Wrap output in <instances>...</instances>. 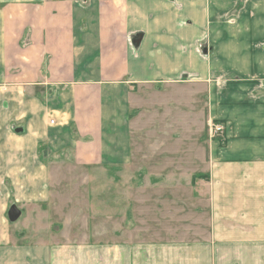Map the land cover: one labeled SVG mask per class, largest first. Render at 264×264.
Instances as JSON below:
<instances>
[{"label": "crops", "instance_id": "0c3cea01", "mask_svg": "<svg viewBox=\"0 0 264 264\" xmlns=\"http://www.w3.org/2000/svg\"><path fill=\"white\" fill-rule=\"evenodd\" d=\"M147 1L0 0V264H264V0H248L233 28L214 22L212 53L200 58L192 46L200 34L175 26L173 4ZM214 10L206 0L184 16L203 31ZM144 11L170 22L144 28ZM163 68L168 76L152 74ZM194 71L206 80L208 120L224 125L223 139L208 142L201 230L146 239L128 229L145 227L137 204L114 233L105 204V237L98 229L82 239L71 230L83 225L82 198L69 181L112 177L68 170L129 164L142 96L157 94L141 84L187 86Z\"/></svg>", "mask_w": 264, "mask_h": 264}, {"label": "rangeland", "instance_id": "374dc122", "mask_svg": "<svg viewBox=\"0 0 264 264\" xmlns=\"http://www.w3.org/2000/svg\"><path fill=\"white\" fill-rule=\"evenodd\" d=\"M158 1L148 0L140 4L143 7L154 8ZM165 1L173 4V10L179 16L175 22L176 27L185 32L193 29L200 34L192 44L194 54L198 58L201 55L207 57L212 53V43L207 35L210 34L212 24L218 21L228 28H233L238 25V16H247L249 6L248 0H208L209 5L213 6L214 12L218 14L215 13L207 20L209 26L205 29L207 33L205 30L202 31L201 25H197L195 20L184 16V12L190 8V5L201 13L206 0ZM244 12L245 15H243ZM142 16V21L139 22L144 28H155L162 24L163 19L170 22V19L163 17L159 21L152 11H144ZM244 17L241 21L248 20V18L244 20ZM163 67L167 68V66ZM134 68L136 69L135 66ZM149 69L152 70V68ZM186 73L188 74L185 70L179 73L180 80L186 77ZM152 74L168 76L169 72L164 71L163 68L160 73L153 72ZM192 75V83H187V86H184L183 81L172 84L166 82L167 79H162L161 83L141 84L145 87L151 86L150 88H154L157 94L142 96L143 103L147 106L138 107L140 113L135 116L131 148L134 158L129 164H110L100 168L73 165L74 167L68 170L74 173L87 172L90 174L105 172L112 177L110 184L105 178L84 180L75 177L69 181V191L71 190L72 194L76 193L75 195L80 194L82 198L80 205L83 207L82 212L85 216L82 221L83 225L81 228L71 227L73 232L78 231L77 234L82 239L88 236V239L93 241L95 239L93 233L98 229L105 237L103 234L105 226L100 219L104 217L105 211H109L105 210V204L112 207L114 233L121 228L125 229L120 224L127 214L129 218L135 219L137 204L140 205L141 211V204H143L145 227L137 229L129 227L128 229L134 230V234H140V229H143L146 239L158 235L160 240L170 241L179 239L181 237L179 233L185 237L188 234L189 238L190 232L192 236H195L193 233L201 230L199 225L195 227L194 224H200L201 217H207L209 214L201 208V204L205 207L207 203V176L203 171L208 142L215 138H210L208 132L210 120L206 116L208 95L206 80L198 78L196 71ZM185 95H187L186 100L191 101L190 108H185L188 103L184 98ZM190 95L191 100H189ZM143 103L137 101L136 106ZM69 164L66 163L65 166L69 167ZM76 205L78 204L74 206ZM77 212L82 215L81 211ZM171 219H173L172 222L169 221ZM21 221L22 217L16 222L20 224ZM16 222H11L12 226H18L14 225ZM69 229L65 228L66 233H69ZM106 237H109V234Z\"/></svg>", "mask_w": 264, "mask_h": 264}, {"label": "built area", "instance_id": "2783aa9c", "mask_svg": "<svg viewBox=\"0 0 264 264\" xmlns=\"http://www.w3.org/2000/svg\"><path fill=\"white\" fill-rule=\"evenodd\" d=\"M208 132L210 138L221 140L224 137V125L220 122L210 120L208 124Z\"/></svg>", "mask_w": 264, "mask_h": 264}, {"label": "water", "instance_id": "95a60500", "mask_svg": "<svg viewBox=\"0 0 264 264\" xmlns=\"http://www.w3.org/2000/svg\"><path fill=\"white\" fill-rule=\"evenodd\" d=\"M16 132H21L22 128L15 129ZM20 209L15 205L11 204L7 211V217L10 222L16 221L20 217Z\"/></svg>", "mask_w": 264, "mask_h": 264}]
</instances>
